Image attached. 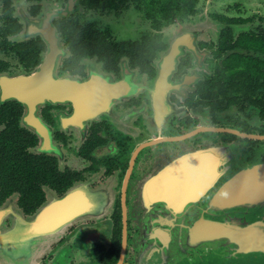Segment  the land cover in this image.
Segmentation results:
<instances>
[{
  "label": "flooded vegetation",
  "instance_id": "1",
  "mask_svg": "<svg viewBox=\"0 0 264 264\" xmlns=\"http://www.w3.org/2000/svg\"><path fill=\"white\" fill-rule=\"evenodd\" d=\"M71 1L69 14L53 18L57 70L96 86L81 100L0 105V264H264V0H196L167 26L175 28L167 39L160 30V50H141L158 30L141 0H24L33 16ZM12 6L0 0V76L36 71L46 52L14 61ZM15 13L19 37L43 39L27 36ZM199 22L206 25L184 44L160 100L155 85L170 40ZM190 154L209 161L198 168L209 185L186 204L170 196L165 208L149 183L165 168L174 177L176 160ZM246 170L257 176L239 175ZM79 184L100 193L90 215L40 237L34 255L38 238H12L18 221ZM164 212L182 237L174 230L161 249L153 228Z\"/></svg>",
  "mask_w": 264,
  "mask_h": 264
},
{
  "label": "water",
  "instance_id": "2",
  "mask_svg": "<svg viewBox=\"0 0 264 264\" xmlns=\"http://www.w3.org/2000/svg\"><path fill=\"white\" fill-rule=\"evenodd\" d=\"M14 2L17 13L26 22L27 36L37 33L41 34L47 43V48L44 60L40 63L36 71L30 74L22 73L12 76H0V105L10 98H18L27 105H33L40 103L45 98L58 99L67 97L81 100L85 98L84 96H89L88 90L91 89L92 84H94L93 80L81 82L69 74H60L57 70L60 59L61 38L53 18L57 15L69 14L73 6V1L69 3L65 10H59L50 5L46 6L45 13L37 16L28 13L24 0H14ZM205 25V22L186 23L171 38L169 51L164 56L155 85V92L160 100H162L164 95V89L167 88V85L171 81L172 70L178 56L184 49V44L193 36L200 34ZM94 85L96 86V84ZM95 90L96 88L94 87L93 91L96 92ZM96 93L99 95L98 92ZM95 97L97 96L93 98ZM208 162L207 158H204L202 155L194 156L191 154L176 160V164L174 165V177H171L173 174L169 172L168 168H165L160 172L158 177L151 180L148 186L149 192L152 194L156 192L160 196L158 199L164 201L165 208L168 206L172 207L171 204L167 205V201L170 202V196L172 199L175 198L177 202L180 201L181 204H186L187 200H191L194 193L200 188L208 187V174L203 177L202 173L199 171L202 163L205 165ZM206 168H208L207 165ZM239 175H252V172L246 170L240 172ZM252 176L256 177L257 175L254 173ZM202 178L204 180H202ZM246 179L239 182L238 191L241 185L243 186L249 183ZM171 183L174 185V194L166 191V187L169 189ZM99 195L100 193H98V191L91 189L88 185L79 184L63 198L52 200L43 206L40 211L30 219L18 221L19 225H16L18 228L14 229L12 238L14 240L19 238L26 242L29 241L34 243V238H38L39 240L40 237L45 238L44 236L56 234L59 228L69 221L90 215L94 210ZM1 214L2 211H0V216ZM158 215L160 219L154 221L156 223L154 227L156 228H153V232L156 230L157 235L153 237V245L156 244L157 247L161 246L160 248L162 249V245L169 239V235L171 237V232H175L174 230H176L181 237L182 233L181 229H176L174 226L168 225L169 220L167 218L169 214L164 212ZM186 216L190 218L192 214H187ZM206 222L207 228L211 227L213 231L216 230V228H214L215 226H213L209 220ZM199 223L200 222H196V225L192 229V238L194 239L199 238ZM1 237L3 238V235H1ZM46 239L48 240L47 237ZM39 243L40 244L37 243L38 245L30 244V251L33 255L40 246H43L44 242L39 240ZM153 253L154 251H150L147 257H151ZM30 259H32V256Z\"/></svg>",
  "mask_w": 264,
  "mask_h": 264
},
{
  "label": "trees",
  "instance_id": "3",
  "mask_svg": "<svg viewBox=\"0 0 264 264\" xmlns=\"http://www.w3.org/2000/svg\"><path fill=\"white\" fill-rule=\"evenodd\" d=\"M141 4L143 18L145 15H147L146 17L153 18L152 23L149 24L158 28L157 31L142 38L141 50H160L161 48L165 49L167 47V43L163 39V31L160 30L163 27L167 28V26L173 24V20L177 17L186 16L188 12L194 8L196 0H141ZM12 7L14 14L12 17V32L14 38L11 43L15 58L14 61L18 59H20L18 61H25L31 55H35V57H37L41 50H45L47 48V44L39 36L29 38H21L18 36V33L23 28V23L15 13L16 7ZM40 7V4L34 6L37 10ZM1 13L2 9L0 10V14Z\"/></svg>",
  "mask_w": 264,
  "mask_h": 264
},
{
  "label": "rangeland",
  "instance_id": "4",
  "mask_svg": "<svg viewBox=\"0 0 264 264\" xmlns=\"http://www.w3.org/2000/svg\"><path fill=\"white\" fill-rule=\"evenodd\" d=\"M26 8H27V6H26ZM169 28H170V26H169ZM169 28H166V29L168 30ZM166 29H165V30H166ZM174 30H175V28H174ZM174 30H171V31L168 30V31H170V32H169V34H168V32L165 33V38L167 39V37H168L170 34H172V32H173ZM127 34H128V32H125V35H127Z\"/></svg>",
  "mask_w": 264,
  "mask_h": 264
}]
</instances>
